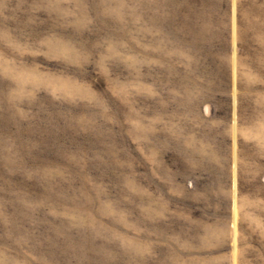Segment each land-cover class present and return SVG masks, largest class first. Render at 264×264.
I'll return each mask as SVG.
<instances>
[{
    "label": "rangeland",
    "instance_id": "obj_1",
    "mask_svg": "<svg viewBox=\"0 0 264 264\" xmlns=\"http://www.w3.org/2000/svg\"><path fill=\"white\" fill-rule=\"evenodd\" d=\"M0 264H264V0H0Z\"/></svg>",
    "mask_w": 264,
    "mask_h": 264
}]
</instances>
